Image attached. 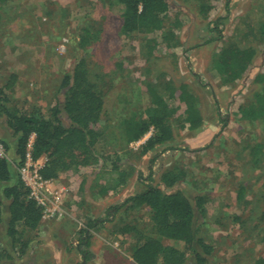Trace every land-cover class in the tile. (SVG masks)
<instances>
[{
    "label": "rangeland",
    "instance_id": "obj_1",
    "mask_svg": "<svg viewBox=\"0 0 264 264\" xmlns=\"http://www.w3.org/2000/svg\"><path fill=\"white\" fill-rule=\"evenodd\" d=\"M167 1L170 26L179 24L168 36L171 44L157 32L123 35V8L115 0H11L2 7L0 141L9 147L16 148L17 142L4 107L20 115L37 111L50 117L55 107L63 108L62 82L82 59L104 92L103 123L115 136L123 119L145 115L151 105L149 83L187 86L200 120L192 125L185 103L168 100L172 142L143 154L152 128L112 158L76 167L68 178L56 180L68 190L64 207L69 216L42 220L36 231L22 229L16 244L7 235L5 213L0 264H137L135 234L155 237L156 230L149 208L130 210L126 200L148 186L165 190L162 177L171 170L187 171L171 192H184L194 205L197 195L206 198L196 217L201 238L213 248L208 264H264V112L259 117L264 107L258 102L264 83L257 81L264 74V36L255 31L262 16L239 23L257 11L260 1ZM204 7L210 9L203 12ZM86 30L91 42L84 49L79 43ZM233 36L256 51L247 73L236 82L214 67ZM251 108L249 115L245 110ZM62 120L69 126L64 113ZM8 157L14 161L9 152ZM85 237L88 247L81 244ZM24 242L29 243L25 255ZM163 243L183 248L175 240ZM83 251L92 256L85 259Z\"/></svg>",
    "mask_w": 264,
    "mask_h": 264
},
{
    "label": "trees",
    "instance_id": "obj_2",
    "mask_svg": "<svg viewBox=\"0 0 264 264\" xmlns=\"http://www.w3.org/2000/svg\"><path fill=\"white\" fill-rule=\"evenodd\" d=\"M10 1L0 0V11ZM115 1L123 8V35L131 37L143 31L157 32L162 34L163 42L172 43L168 36L172 35L174 29L179 28V24L170 26L167 0ZM259 1L255 8L257 11L239 19V23H244L260 13L262 17L255 31L264 36V0ZM204 8L203 12L210 9ZM89 38L90 32L86 30L80 39L81 48L89 46L91 42ZM255 56L256 51L253 47L243 44L233 36L220 50L214 67L220 74L226 75L228 80L236 82L247 73ZM257 81L264 83V74L259 75ZM61 89L65 90L64 106L62 109L59 106L55 107L48 118L39 116L37 111L30 115H20L16 109L4 107L3 110L17 145L14 162L8 158H0V226L5 213L8 212L7 235L13 244L20 241L22 229L36 231L43 220L42 209L29 198V192L19 175V168L24 164L29 151L34 159L48 158V162L41 170L44 179L61 180L68 178L76 167H92L99 160L106 161L112 158L119 150L142 140L152 128L154 134L142 146L143 154L172 142L174 140L170 125L172 112L168 100L178 98L185 103L187 115L193 122L191 124L199 125V110L194 102L195 98L184 85L176 88L172 83L147 84V92L151 98L150 107L146 109L145 115L133 114L123 119L117 136L110 133L103 123L107 115L105 95L92 78L86 60H80L73 73L65 76ZM2 102L4 104L6 101L3 99ZM258 102L264 107V95L261 97L259 95ZM245 112L250 115L253 108ZM263 112L264 110L259 113V117ZM63 113L69 121V126L62 120ZM32 136L34 143L29 150ZM1 142L8 153L9 146ZM185 177L187 171L171 170L162 177L165 190L157 186H148L144 192L126 200L130 210L149 208L156 230L155 237L144 236L140 232L135 234L138 240L133 258L137 264H188L191 259H194L196 264H208L213 248L201 238L196 217V212L203 210L206 198L197 195V204L194 205L184 192L180 190L171 192ZM95 225L96 222L90 223V228L94 229ZM129 231H134V228ZM163 240L178 241L183 243V248L167 246ZM81 244L88 247L87 237L81 239ZM28 248L29 243L21 244L23 255ZM83 252L86 255L85 259L92 256L88 251ZM3 254L8 257L7 253Z\"/></svg>",
    "mask_w": 264,
    "mask_h": 264
},
{
    "label": "built area",
    "instance_id": "obj_3",
    "mask_svg": "<svg viewBox=\"0 0 264 264\" xmlns=\"http://www.w3.org/2000/svg\"><path fill=\"white\" fill-rule=\"evenodd\" d=\"M34 143V136L30 138L29 150ZM0 158H8L4 144L0 141ZM48 162V158L34 159L29 151L24 164L19 168V175L29 192V198L42 209L43 220H61L69 213L64 207V198L68 193L65 187H59L56 180L44 179L41 170Z\"/></svg>",
    "mask_w": 264,
    "mask_h": 264
},
{
    "label": "crops",
    "instance_id": "obj_4",
    "mask_svg": "<svg viewBox=\"0 0 264 264\" xmlns=\"http://www.w3.org/2000/svg\"><path fill=\"white\" fill-rule=\"evenodd\" d=\"M5 134H6V131L3 130V133H2V135H3L2 137L3 138L7 137ZM9 153L11 154L12 159L15 161L16 160V148L15 147H9Z\"/></svg>",
    "mask_w": 264,
    "mask_h": 264
}]
</instances>
